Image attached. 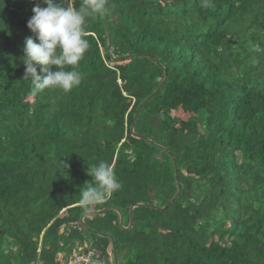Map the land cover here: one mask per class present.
<instances>
[{
	"label": "trees",
	"instance_id": "obj_1",
	"mask_svg": "<svg viewBox=\"0 0 264 264\" xmlns=\"http://www.w3.org/2000/svg\"><path fill=\"white\" fill-rule=\"evenodd\" d=\"M170 1L0 0V264L177 181L85 225L117 264H264V0Z\"/></svg>",
	"mask_w": 264,
	"mask_h": 264
},
{
	"label": "water",
	"instance_id": "obj_2",
	"mask_svg": "<svg viewBox=\"0 0 264 264\" xmlns=\"http://www.w3.org/2000/svg\"><path fill=\"white\" fill-rule=\"evenodd\" d=\"M178 0H173V1H170V2H167L169 4H173L174 2H176ZM104 24H105V28H106V34H107V49H108V54L112 57V59L114 61L116 60H122L124 58H129V57H134L133 55L132 56H125V57H113L112 56V52H111V39H110V33L108 31V27H107V21H106V17L104 16ZM145 57H148V58H151L153 60H155L154 58L150 57V56H145ZM167 77H165V79L163 80V82L160 84V86L157 88V90L155 92H153L138 108L135 116H134V119H137L138 117V114L139 112L141 111V109L144 107V105H146L148 103V101H150L154 96L155 94L162 88V86L164 85L165 81H166ZM134 124L132 125V131L133 133L134 132ZM141 138H144V137H141ZM149 142L151 143L152 141L149 140ZM174 164H175V171H176V177H177V164H176V161L174 160ZM178 183V192L177 194L175 195V197L170 200L165 206L163 207H157V206H151V205H148V204H136V205H132L130 207V222H129V226L125 229H129L130 227H132V224H133V211L135 208L137 207H141V206H148V207H153L155 208L156 210H160V211H165L171 204H173L177 199L178 197L180 196V193H181V188H180V185H179V182L177 181ZM110 210H114L115 212H117L119 214V217H120V223L121 225H123V214L121 213L120 210H118L117 208H114V207H107V208H104L102 210H98V211H88L86 213L83 214V216L81 217V225L82 227L84 228V232L87 233V232H93L95 233L94 231L90 230L88 227H86L85 225V222H84V219L90 215H96V214H102V213H105L106 211H110ZM95 234H98L100 235L101 237H108L112 243H113V248H114V253L117 254V247H116V243L115 241L113 240V238L109 235H106V234H100V233H95ZM116 264H117V259H116Z\"/></svg>",
	"mask_w": 264,
	"mask_h": 264
},
{
	"label": "built area",
	"instance_id": "obj_3",
	"mask_svg": "<svg viewBox=\"0 0 264 264\" xmlns=\"http://www.w3.org/2000/svg\"><path fill=\"white\" fill-rule=\"evenodd\" d=\"M75 244L76 247L69 250L64 264H116V254L111 251L106 262L92 244L87 248H81L77 242Z\"/></svg>",
	"mask_w": 264,
	"mask_h": 264
},
{
	"label": "rangeland",
	"instance_id": "obj_4",
	"mask_svg": "<svg viewBox=\"0 0 264 264\" xmlns=\"http://www.w3.org/2000/svg\"><path fill=\"white\" fill-rule=\"evenodd\" d=\"M176 115L177 116H180V117H182V118H186V115L185 114H183L182 113V111H178L177 113H176ZM119 210V209H118ZM112 211V210H111ZM107 212V211H106ZM119 215V214H118ZM126 222H128V220L126 219V217H124V215H123V225H121V223H120V217H119V224H120V226H121V228L122 229H125V228H127L128 226H129V224L128 225H126L125 226V224H126ZM125 223V224H124ZM101 234V233H100ZM98 236H100V235H95V234H92V233H90V232H87L86 233V237H85V240H84V242H82V244H81V248H87L88 246H89V244L91 243V241L92 240H94V245L98 248V252H99V254L103 257V259L104 258H106V259H104L106 262L108 261V259H109V252L111 251V252H113V248L111 247V246H108L106 249H105V251L103 252V250L102 249H104V246H97L96 244H97V238H98ZM96 239V240H95ZM70 245V244H69ZM101 249H100V248ZM120 254V253H119ZM120 257V256H119ZM122 257V256H121Z\"/></svg>",
	"mask_w": 264,
	"mask_h": 264
},
{
	"label": "crops",
	"instance_id": "obj_5",
	"mask_svg": "<svg viewBox=\"0 0 264 264\" xmlns=\"http://www.w3.org/2000/svg\"><path fill=\"white\" fill-rule=\"evenodd\" d=\"M72 246H73V248H75V247H76V244H75V243L70 244V245L68 246L69 250L73 249ZM89 246H90V245H89ZM89 246H88V247H89ZM113 253H114V248H113ZM68 254H69V253H67L66 256H63V264L65 263V260H66V258H67V256H68Z\"/></svg>",
	"mask_w": 264,
	"mask_h": 264
}]
</instances>
